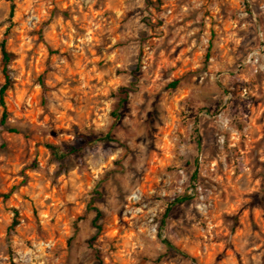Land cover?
I'll list each match as a JSON object with an SVG mask.
<instances>
[{"label": "rangeland", "instance_id": "374dc122", "mask_svg": "<svg viewBox=\"0 0 264 264\" xmlns=\"http://www.w3.org/2000/svg\"><path fill=\"white\" fill-rule=\"evenodd\" d=\"M2 40L0 264H264V0H0Z\"/></svg>", "mask_w": 264, "mask_h": 264}, {"label": "trees", "instance_id": "16d2710c", "mask_svg": "<svg viewBox=\"0 0 264 264\" xmlns=\"http://www.w3.org/2000/svg\"><path fill=\"white\" fill-rule=\"evenodd\" d=\"M12 13V10H10V14ZM5 38V37H4ZM0 52H1V56H2V75H3V83L0 86V106L2 107V112H1V118H0V124L4 125L5 123V119L7 116V110H6V103L4 100L5 97V92L6 90L10 87V75L7 71V63L9 61V57L10 54L6 51L5 47H4V40L1 41L0 43ZM40 86L42 87V83H39ZM123 92L126 93V89H123ZM124 98L119 100V104H121L122 102H124ZM9 131L15 132V129L13 128H8ZM48 147L51 149V152L53 153V155H55L58 159L62 160V161H67V155L63 154L59 151V148L55 145H48ZM96 196L93 197V199L98 198L99 196V192L95 193ZM93 210L95 211V217H94V222L100 217V212L97 208H93ZM15 224V221H13V224ZM96 228H100L99 225H96ZM166 242V241H165ZM166 245L169 248H172V246L166 242Z\"/></svg>", "mask_w": 264, "mask_h": 264}]
</instances>
